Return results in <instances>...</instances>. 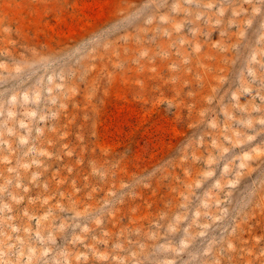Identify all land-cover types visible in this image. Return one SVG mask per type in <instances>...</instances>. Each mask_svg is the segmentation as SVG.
<instances>
[{"label":"rangeland","instance_id":"374dc122","mask_svg":"<svg viewBox=\"0 0 264 264\" xmlns=\"http://www.w3.org/2000/svg\"><path fill=\"white\" fill-rule=\"evenodd\" d=\"M0 264H264V0H0Z\"/></svg>","mask_w":264,"mask_h":264}]
</instances>
